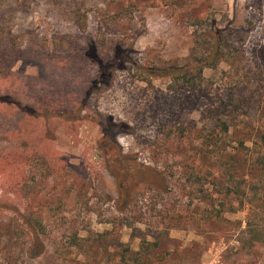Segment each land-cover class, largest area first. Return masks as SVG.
<instances>
[{"label": "rangeland", "instance_id": "1", "mask_svg": "<svg viewBox=\"0 0 264 264\" xmlns=\"http://www.w3.org/2000/svg\"><path fill=\"white\" fill-rule=\"evenodd\" d=\"M87 259L264 264V0H0V264Z\"/></svg>", "mask_w": 264, "mask_h": 264}, {"label": "trees", "instance_id": "2", "mask_svg": "<svg viewBox=\"0 0 264 264\" xmlns=\"http://www.w3.org/2000/svg\"><path fill=\"white\" fill-rule=\"evenodd\" d=\"M92 51L94 52V55L91 58L99 65V67L101 69H107V68L112 69L115 66H117V68H124L126 62H133L132 59L129 58L130 52H132L131 47H124L123 45L117 44L114 47V51H113L114 52L113 61H108V62H105L99 58L98 53L96 52L95 46H92ZM204 60L205 59L197 60L198 63L195 65H193L191 63L192 65H189L190 70L187 69L186 72L179 74L177 77L186 78L185 81L187 83L188 82L190 83V88H197L199 83H196L195 81H193V79L186 77V75L193 70L198 71V73H202L204 68H206L208 66V64L205 63V61L207 59L205 61ZM168 69L171 70L170 73H168V75L175 76L174 72H175L176 68L174 66H170ZM185 86H189V85L185 84ZM226 130H227V127H226ZM116 166H117V164L112 165V167H114V168ZM137 176H138V179H141V180L148 182V183H156L158 181H161L160 178L157 176V173L154 172L149 166H146V165H135L134 169H132V171L128 175V177L123 176V178H122V174L119 173V175H117L118 193H119L118 205L119 206H121L125 203H129L130 195H131V192L133 190L132 185L129 184L130 178L131 177H137ZM25 224H26L27 236H28V240H29V248H28L29 258L30 259H36V258L42 256L45 252V244H44V242L40 236V232L38 231L36 224L39 225L40 227H42V225H41V222H39V221L33 222L32 219L26 220ZM150 244L151 243H147L146 246H148V247L146 249L150 248V246H149ZM127 251L129 252V256L133 262L139 261L141 259V255H142L141 251H143L142 249L137 251V252H134V251L130 252V249H128ZM121 257H122L120 259L121 261L125 260V255H121ZM75 261L76 260H74V259H70L71 263H73ZM89 261H90L89 259L83 260V264H89ZM77 262L79 263V261H77ZM80 263H82V262H80Z\"/></svg>", "mask_w": 264, "mask_h": 264}]
</instances>
